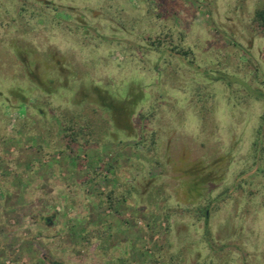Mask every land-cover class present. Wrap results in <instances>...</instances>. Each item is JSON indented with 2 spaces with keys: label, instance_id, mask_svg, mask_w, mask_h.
<instances>
[{
  "label": "rangeland",
  "instance_id": "374dc122",
  "mask_svg": "<svg viewBox=\"0 0 264 264\" xmlns=\"http://www.w3.org/2000/svg\"><path fill=\"white\" fill-rule=\"evenodd\" d=\"M263 2L0 0V264H264Z\"/></svg>",
  "mask_w": 264,
  "mask_h": 264
},
{
  "label": "trees",
  "instance_id": "16d2710c",
  "mask_svg": "<svg viewBox=\"0 0 264 264\" xmlns=\"http://www.w3.org/2000/svg\"><path fill=\"white\" fill-rule=\"evenodd\" d=\"M26 10V5H22L21 6V9H20V19H22L25 15H24V12ZM254 21L256 23V25L258 27H261L263 30H264V2H263V5L259 8L256 9L255 11V15H254ZM159 45L161 44L160 40L158 41ZM178 53L179 52H182L184 55H187L189 58L191 57L190 56V50H179L177 51ZM191 59V58H190ZM30 64L31 62L28 61L27 63V67L29 68V72H34V70L32 68H30ZM61 69V68H60ZM63 69H61L62 71ZM37 82V81H36ZM39 82V81H38ZM95 95H93L94 97ZM109 95H103L101 93V91H98L97 92V96L98 97V101L99 102H94L95 100L93 99V102L92 103H101L102 106H104L108 112L110 113V116H112V119L114 118L113 117V113L111 110L115 109L116 105L114 104V100H112V96L111 97H108ZM111 100H107L108 98ZM76 108V109H75ZM92 110L95 112L96 111V107H92ZM53 111L56 113L55 115L58 116L61 120V123L63 125V128L64 130L66 131H71V138L68 139L67 141V146L69 148H73V146H75V143L77 142V137H78V134L79 133H84L86 135H88V138L90 139V141L92 142H95L97 144H99L101 142V139H102V136L105 134L106 131H103L101 130L95 123V121L91 118V113L90 112H86L85 114H83L81 112V110H78L77 107H74V108H66L64 110H58L56 111L54 108H53ZM136 114V111H132L130 116H131V119H134L132 116ZM148 118V115L147 114H144V112L142 113H138V118L140 120V122L142 123L141 126H140V132L139 134L141 135V138H142V145H144L145 148H149L152 150L154 156H155V161L157 163H161L158 159V154H159V147H158V139H157V136H155V133L152 132L150 134L149 132V128H148V121L146 120ZM133 123H130L127 125V128L129 129L131 127ZM133 127V126H132ZM134 128V127H133ZM127 129V130H128ZM134 130V129H133ZM139 130V129H138ZM257 133H258V138L260 137H264V131L261 132L260 129L257 130ZM147 134H150V135H147ZM149 136V137H148ZM260 141V139H259ZM258 139L257 141L255 142V149H257V146H258ZM257 145V146H256ZM260 147H261V153L263 152L264 150V145L263 143L260 141ZM72 157H75L73 155H71V158ZM74 162V165L76 166H79L80 163H76L75 162V159L73 160ZM200 183H205L204 182V179L201 180L200 182L198 183H194L195 184V188L194 189V195L191 194V198H202V197H206L205 199L208 198V203L205 205V206H208L209 202L212 200L210 198V194L209 193H203L202 189L203 187L200 188ZM192 184V183H191ZM190 184V185H191ZM193 186V185H192ZM123 187H124V190H118L116 188H111L110 191L107 193V201L109 202V205L111 206H114L115 204H117V202H119L120 200H124L126 201L127 200V197L129 196V186H127L125 183H123ZM198 187V188H197ZM194 196V197H192ZM228 197H225L224 200H227ZM204 209V210H203ZM207 208H204L202 207L200 204L197 206L196 208V213H197V216L200 218L201 216L202 217H205L204 218V226H205V234L208 235L207 237V242L208 244H210V240L212 239V236H211V232H210V224L208 222V218L206 217L207 216ZM168 228V227H167Z\"/></svg>",
  "mask_w": 264,
  "mask_h": 264
},
{
  "label": "water",
  "instance_id": "95a60500",
  "mask_svg": "<svg viewBox=\"0 0 264 264\" xmlns=\"http://www.w3.org/2000/svg\"><path fill=\"white\" fill-rule=\"evenodd\" d=\"M206 217L208 218V211H207V216Z\"/></svg>",
  "mask_w": 264,
  "mask_h": 264
}]
</instances>
